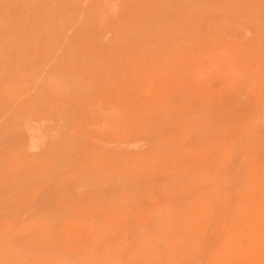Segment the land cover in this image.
I'll return each mask as SVG.
<instances>
[{
	"label": "rangeland",
	"instance_id": "374dc122",
	"mask_svg": "<svg viewBox=\"0 0 264 264\" xmlns=\"http://www.w3.org/2000/svg\"><path fill=\"white\" fill-rule=\"evenodd\" d=\"M0 264H264V0H0Z\"/></svg>",
	"mask_w": 264,
	"mask_h": 264
}]
</instances>
